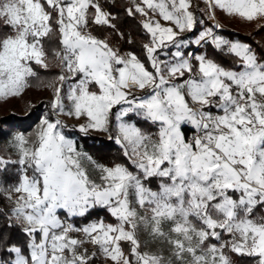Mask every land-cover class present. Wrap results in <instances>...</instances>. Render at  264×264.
Here are the masks:
<instances>
[{
  "label": "snow or ice",
  "instance_id": "snow-or-ice-1",
  "mask_svg": "<svg viewBox=\"0 0 264 264\" xmlns=\"http://www.w3.org/2000/svg\"><path fill=\"white\" fill-rule=\"evenodd\" d=\"M205 2L212 19L217 7L249 22L264 19V0ZM132 4L128 15L144 17L149 40L142 47L150 67L92 34L89 24L116 28L99 0H0V101L31 86L33 63L48 67L45 38L58 35L59 83L46 85L55 93L52 109L58 116L85 117L74 129L85 135L109 131L114 117L115 142L135 169L105 166L78 151L59 119L45 117L31 146L17 135L19 158L0 157V170L18 164L20 177L15 185L0 183V195L13 205L4 214L7 227H18L27 243L22 247L0 232V264H90L96 254L83 249L85 240L73 232H83L112 264H233L229 253L264 264V216L256 214L264 210V62L250 45L218 35V25L195 39L179 38L201 22L189 0ZM193 43L235 56L236 68L206 53L186 54L183 49ZM76 77L62 96L64 83ZM145 88L148 94L130 98ZM130 115L157 125V133L143 132L125 119ZM153 178L156 190L146 183ZM97 207L116 223L76 228L60 217H84ZM141 231L167 245L169 255L141 251Z\"/></svg>",
  "mask_w": 264,
  "mask_h": 264
},
{
  "label": "trees",
  "instance_id": "trees-1",
  "mask_svg": "<svg viewBox=\"0 0 264 264\" xmlns=\"http://www.w3.org/2000/svg\"><path fill=\"white\" fill-rule=\"evenodd\" d=\"M43 2V0H42ZM105 12L111 13L115 18L112 23L115 24L116 28H110L107 26H100L95 24H89V29L94 36L101 40H106L111 47L118 50L120 54L134 53L139 59L145 62L146 53L142 47L144 43H147L149 36L146 31L142 28L141 22L144 17L139 14L134 16H129L127 13V8L132 7V0H99ZM193 3V1H192ZM92 10L90 9V12ZM216 18L221 23L223 30L217 31L218 35L223 36L225 39L230 41H237L248 44L251 46L252 50L256 53L259 61L264 62V24H259L257 21L245 22V21H234L230 19L223 11L214 10ZM193 13L200 17L202 23H198L193 32L187 35H182L180 38H186L187 36L198 37V34L205 30L206 28L212 27L211 23L205 20L204 16L200 14L199 10H193ZM151 15V13H150ZM117 29L119 32H117ZM5 30L0 28V33ZM123 33V37L119 35ZM45 51L47 53L46 63L47 68H41L33 65V70L36 72L35 77H29L30 87L32 89H41L46 87L49 82L55 80V78L60 74L58 67V60L54 56V51L60 49L59 36L54 35L51 39L45 38ZM185 53L193 52V54H207L210 59H213L217 63L221 64L225 68H236L237 58L233 55L223 54L217 52L212 48L211 45H207L203 48L196 47L194 45H189L183 49ZM192 64L195 66L196 61L192 60ZM239 70V69H237ZM187 78V74L185 76ZM213 111H215L213 109ZM31 117V118H30ZM38 118V116H36ZM35 115H30L29 119H35ZM12 120V117L6 120L7 124ZM27 120V119H23ZM5 121V120H1ZM138 127L145 133L152 134L155 132L157 127L150 126L148 121L143 119H137L134 121ZM65 131L71 135L76 132L68 129V125ZM111 127V126H110ZM186 136L189 137L191 134L190 128H186ZM0 130V135L2 134ZM2 136V135H1ZM0 136V138H1ZM77 148L80 144L85 151L89 152L92 156H95L99 163H103L107 166H113L115 164H125L128 166V160L122 154V151L117 147L112 140L105 139L98 136H88L80 137L76 140ZM3 145H0V157L6 160L13 161L15 159L13 155H10L7 150H3ZM9 154V155H6ZM20 177V171L17 164L10 163L3 170H0V183L6 185H15ZM13 206L11 203L3 196L0 195V232H4L10 239L15 243L24 247L27 243V238L20 231L18 227H7V220L5 219V213H8ZM102 216H104L105 221H110L111 217L106 214L105 210H101ZM256 214L264 216V210L259 208L256 210ZM95 216L94 212L88 214V216ZM215 243V241H213ZM123 249L125 253L129 252V245L122 242ZM25 251L27 249L25 248ZM233 260V264H253V258L240 257L235 254L229 253ZM95 258L90 261V264H95Z\"/></svg>",
  "mask_w": 264,
  "mask_h": 264
},
{
  "label": "rangeland",
  "instance_id": "rangeland-1",
  "mask_svg": "<svg viewBox=\"0 0 264 264\" xmlns=\"http://www.w3.org/2000/svg\"><path fill=\"white\" fill-rule=\"evenodd\" d=\"M192 1H193V3H192ZM137 2H139V0H137ZM189 2H190L189 10L191 12H193V10L197 9V10H199L200 14L204 16L205 20L208 21L209 23H211L212 27H214L216 25L219 26L218 28L214 27V31L217 32V31L224 29L223 27H225V26L221 25V23L216 18V15H215V19H212L211 16L209 15V12L211 10L209 8V4L206 3L205 0H189ZM214 10L223 11V10L219 9L218 7L215 8ZM227 16L230 19H233L234 21L249 22L245 19L240 18L237 15H231V16L227 15ZM196 18L198 21H201L200 22V24H201L202 20L200 19V17L197 15ZM154 19L159 20V22L165 27H171L172 26L169 22L164 21L159 16H155ZM254 21H257L259 24H264V19H257ZM190 33L191 32H187V31H185L184 33H179V38L182 35H187ZM188 38L195 39V37H192V36H187L185 39H188ZM190 45H194L195 48L197 47L194 43L190 44ZM168 51L171 52L174 50L169 49ZM191 53H193V52H191ZM121 55H124V54H121ZM167 58L171 59V56H169ZM162 59H164V57H162ZM145 64H146V67H150L147 59H145ZM33 65H35V64L33 63ZM36 66L41 67L40 65H36ZM58 67H59V70L61 72V67H60L59 61H58ZM41 68H44V67H41ZM66 75H67V73H66ZM78 79H79V77H76V79H69L68 81H66L64 83L61 95L62 96L66 95L70 85L76 83V81ZM53 81H55V80H53ZM55 82L59 83L58 81H55ZM89 90L90 91H97V93H99L98 86H96V85H90ZM148 92H149V89H145L143 91L139 90V89H135L130 94V98H131V95L142 97V96H145L146 94H148ZM54 97H55L54 90L50 87L46 86V87H43V88L38 89V90L32 89L31 87H28L23 91V94L19 97H13V98H10L6 101H0V130L3 131L1 134L2 136L0 135L1 136L0 145H3L4 149L3 148L2 149L4 151L7 150L10 155L14 156L13 159H15V160H13V161L18 160V158H19L18 149L15 145V137L17 135H24L29 140V146H31L33 140L35 139V134L40 129V127L42 125V121L45 117H47L48 119L53 120V121L56 119H59L62 121V123L64 125H68V129H70L72 131H76L71 135L70 133L68 134V132H66L65 129L63 130V134L67 138L72 139L75 142V144H76V140H78V138L80 139V137H82V136L83 137H85V136L86 137H88V136L103 137L105 139L112 140L114 142V144L121 149L122 154H123V150H122L121 146L115 142V137L117 136V131L115 129L116 121H115L114 117L111 119V122L109 124V131L89 130L88 133L85 135L84 133H81L78 130H74V129H78L80 124L85 123L86 118L81 117L80 119H76L74 116H67V115H59L58 116L56 114V111L54 109H52V107H51V104L54 100ZM64 103H65V109L67 111L68 108L70 107V101L65 100ZM119 107H120L119 105L114 107L112 109V112L113 113L116 112ZM215 111H213V112H215ZM30 115H35V117L38 116V118L36 117V120L35 119H29ZM10 117H12V120L10 122H8V124H7L6 120ZM23 119H27V120L25 121ZM125 119L131 123H134L135 120L143 119V118L137 117L135 115H130L129 117H126ZM1 120H5V121L1 122ZM148 124L150 126H152L150 124V122H148ZM153 126L157 127L155 132L152 133L153 135H155L158 131V126L157 125H153ZM76 147H77V144H76ZM77 149H78V151H80L82 153H86L87 155L91 156L97 163H99L97 161V159L95 158V156H92L89 152H87L83 149L82 144H80ZM9 154H6V155H9ZM99 164L105 165L103 163H99ZM123 165H125V164H123ZM17 166H18V169L20 171V165L17 164ZM105 166H107V165H105ZM109 167H111V166H109ZM128 167L130 170L135 171V169L132 168V165L129 161H128ZM28 174H29V176L32 175L31 169L28 170ZM146 183L150 187H152L154 190L157 189L158 180H156L155 178H153L152 180L146 181ZM101 210H105L106 214H108L111 217L109 222L103 220L104 216H102L103 214H102ZM91 212H94L95 216H93V215L88 216V214ZM89 213L84 217H68L63 212H61L60 217L62 220H65L67 223L72 224L76 228H83L90 223L97 222L100 220H103L105 223H110V224L116 223L115 218L112 217L110 215V213L104 208L97 207V208L92 209ZM70 235L77 238V239L85 240V243L82 245V247H83V249H86L88 251V253H95L96 254L94 257L95 258V261H94L95 264H112V261L110 259L105 258L100 253L97 246L93 245L92 243L87 242L86 237H85L83 232H73V233H70ZM138 238H139V241L141 243V251H147L149 253H159V252L163 251V254L165 256L169 255L168 246L161 244L159 241H153L151 239V237L146 232L141 231L138 234Z\"/></svg>",
  "mask_w": 264,
  "mask_h": 264
},
{
  "label": "crops",
  "instance_id": "crops-1",
  "mask_svg": "<svg viewBox=\"0 0 264 264\" xmlns=\"http://www.w3.org/2000/svg\"><path fill=\"white\" fill-rule=\"evenodd\" d=\"M145 89H148V88H145ZM145 89H144V90H145ZM142 91H143V90H142ZM140 92H141V91H140ZM150 124L153 126V124H152V123H150Z\"/></svg>",
  "mask_w": 264,
  "mask_h": 264
},
{
  "label": "built area",
  "instance_id": "built-area-1",
  "mask_svg": "<svg viewBox=\"0 0 264 264\" xmlns=\"http://www.w3.org/2000/svg\"><path fill=\"white\" fill-rule=\"evenodd\" d=\"M191 135H192V132H191V134H190V136L188 138H191Z\"/></svg>",
  "mask_w": 264,
  "mask_h": 264
}]
</instances>
